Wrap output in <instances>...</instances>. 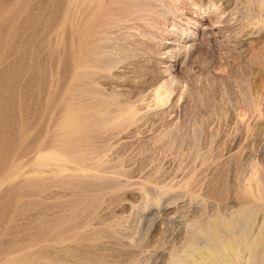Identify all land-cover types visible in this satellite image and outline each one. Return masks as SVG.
Masks as SVG:
<instances>
[{
	"label": "rangeland",
	"instance_id": "obj_1",
	"mask_svg": "<svg viewBox=\"0 0 264 264\" xmlns=\"http://www.w3.org/2000/svg\"><path fill=\"white\" fill-rule=\"evenodd\" d=\"M0 264H264V0H0Z\"/></svg>",
	"mask_w": 264,
	"mask_h": 264
}]
</instances>
